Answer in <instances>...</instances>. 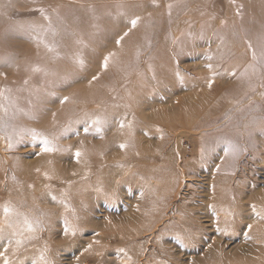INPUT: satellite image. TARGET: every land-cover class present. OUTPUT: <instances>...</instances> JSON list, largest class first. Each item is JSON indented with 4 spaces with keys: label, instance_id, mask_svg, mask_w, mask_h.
I'll return each mask as SVG.
<instances>
[{
    "label": "rangeland",
    "instance_id": "374dc122",
    "mask_svg": "<svg viewBox=\"0 0 264 264\" xmlns=\"http://www.w3.org/2000/svg\"><path fill=\"white\" fill-rule=\"evenodd\" d=\"M133 2L0 0V90H11L0 97V225L5 205L13 225L0 245L13 229L34 237L9 248L10 264H264V150L249 101L202 127L235 88L248 91L238 81L251 67L264 80L252 59L264 0ZM94 83L109 88L87 100ZM44 138L57 151L41 152ZM94 154L110 166L104 178Z\"/></svg>",
    "mask_w": 264,
    "mask_h": 264
},
{
    "label": "bare ground",
    "instance_id": "6f19581e",
    "mask_svg": "<svg viewBox=\"0 0 264 264\" xmlns=\"http://www.w3.org/2000/svg\"><path fill=\"white\" fill-rule=\"evenodd\" d=\"M251 70H252V72H251L252 77L250 79H248L246 81H238V84H240L239 87L248 88V91L240 92V91H237L235 88L234 89V97L229 102L228 106H226L224 109H222L219 112V114H217L215 117H211L207 121H205V123L202 127H211V126L217 125L221 121V119L231 115L232 110L235 111L236 109H239L240 106L237 108L238 105H240L243 102L245 103L246 101L247 102L249 101V106L247 109L251 113V118H250V121H248V123H249V126L251 127V130H253L254 133H256V135H254V138H253L254 139L253 145L259 146V147L263 148V150H264V80L259 78L260 73H259L258 67H256V66L251 67ZM48 72L49 71H47V73ZM54 72H56V71L51 70L49 72V74L54 73ZM97 84L98 83L93 84L92 88L95 89V91H94V93L92 91L91 95H88L86 97L87 100H100L103 97L105 91L109 88V87H106V85L104 86L102 84H99V88L97 89L96 88ZM120 104L122 105V103H120ZM236 114H234V115H236ZM169 135H170V133H169ZM215 138L219 139L218 137H214V139ZM229 138H231V136H226L227 140ZM214 139L212 141H210V145H213L212 147H216V148L222 150L221 145H218L216 139L215 140ZM213 141H216V142H213ZM223 153H225V152L223 151ZM104 159L105 158L100 157V156L95 155V154L93 155V157L91 159L92 164H94L92 166V168H94L92 171V174L99 175V173H101L99 178H104V176L107 174L108 169L110 167L107 160H104ZM13 173L15 174V172H13ZM257 204H258V206L263 207L264 206V197H262V199L259 198L257 200ZM239 210L242 211V208H239ZM136 236H139V235L136 234Z\"/></svg>",
    "mask_w": 264,
    "mask_h": 264
},
{
    "label": "snow or ice",
    "instance_id": "6c2138e0",
    "mask_svg": "<svg viewBox=\"0 0 264 264\" xmlns=\"http://www.w3.org/2000/svg\"><path fill=\"white\" fill-rule=\"evenodd\" d=\"M127 3V0H116V4H117V7L119 8H123L125 7ZM132 7H139L140 4H139V0H134V2L132 3L131 5ZM172 5L169 4L168 5V8L171 9ZM35 11H39L42 15L44 14V9H35ZM44 18L46 20H49V27L51 26V21H50V18L48 16H44ZM140 20V17L139 16H136L135 18H132L129 20V23L131 25V28H135L138 24ZM39 28L42 30V31H47V29H44V26H39ZM131 30V29H129ZM33 31L34 32H37V27L36 26H33ZM128 35V32H125L123 36H121L119 39L116 40V44L119 45L121 43V41L124 39L125 36ZM34 40L37 44V47L39 48L41 44H43V46L49 51H53V48L44 42V39H43V36L40 34V32H37V35L36 37H34ZM79 42V41H78ZM248 47L250 49L253 48V46L251 45V43H249ZM115 55L114 53H109L107 56L104 57L103 59V63L101 65V67L103 69H107L108 68V64H109V60L110 58ZM259 56V59L264 62V40H262V43L260 44V47H259V51L257 52L255 49L252 50V59L253 60H256L257 57ZM208 59H211V56L208 57ZM80 64L82 65L83 64V61H80ZM208 68H211L212 66L211 65H207ZM37 71H39V69H36ZM177 75H179V73H177ZM93 80L95 79H98V76H93L92 78ZM25 83H27V81H25ZM209 87H211V81L209 82ZM5 91H11L10 89H3V90H0V97L4 96V92ZM6 99V97H5ZM68 99V97H64L62 102L63 101H66ZM0 110H3L5 113H7L8 109L3 105V104H0ZM94 123H99V121H94ZM121 127H123V124L120 125ZM0 130H3L2 128H0ZM34 131V130H33ZM84 131L87 133V129H84ZM100 129L97 128V132H99ZM35 138V137H34ZM43 146L41 148V152L43 153H47V152H53V151H57L54 143L52 140H49L48 138H44L43 139ZM9 147H11V144H9ZM121 148H124L126 147V145H120ZM81 156V153L79 151H77L75 153V157L77 158V161L79 160V157ZM219 171V169H217ZM53 200H55V197H53ZM253 210H255V206H253ZM3 212H4V215H5V220L3 222V225H0V235H2L5 231V228H4V225H7V227L9 229H12L13 228V225L9 222L8 220V216H9V213H10V208L5 205L4 208H3ZM24 223L27 225V228L26 230L28 232H32L33 231V228H32V225L30 222H28L27 218H25V221ZM249 229L251 228V226L249 225L248 226ZM219 230V229H218ZM76 232H77V229L75 227H72L68 224L67 221H65V227H64V235L67 236L69 234L71 235H76ZM34 237H26L25 234H24V231H21L19 229H13L12 233H11V236H8L6 237V240H7V247H3L2 245H0V247H3V251H0V259L3 260V264H10V260L7 256V252L9 250V248H12L13 251H15L16 249L22 247L26 240H30V239H33ZM98 243V241H96ZM91 248V244L88 245L87 248L84 249V251H89ZM43 256H41V260H43Z\"/></svg>",
    "mask_w": 264,
    "mask_h": 264
}]
</instances>
